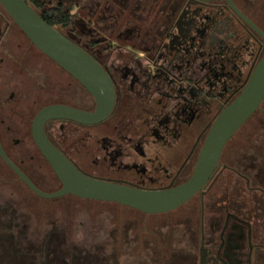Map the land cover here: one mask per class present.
<instances>
[{
	"label": "flooded vegetation",
	"instance_id": "obj_1",
	"mask_svg": "<svg viewBox=\"0 0 264 264\" xmlns=\"http://www.w3.org/2000/svg\"><path fill=\"white\" fill-rule=\"evenodd\" d=\"M41 1L47 7L63 3L71 9L75 31L66 30L65 35L102 65L116 94L113 111L101 122L48 121L45 130L49 139L78 169L96 178L147 190L187 182L196 170L213 124L243 92L264 57V0ZM13 24L0 4V48ZM73 80L81 89L63 86L57 90L63 99L47 97L48 101L39 102L42 105L38 111L50 104L94 111V97ZM41 92L52 94V89ZM263 105L264 100L227 142L208 183L189 201L156 214L128 207L146 217L168 218L154 223L155 234L143 222L138 239L154 235L158 249L150 248L136 264H264V159L259 158L262 148L252 142L254 127L246 128L259 112L264 118ZM38 111L29 121L33 142L32 124ZM242 130L246 136L232 144ZM3 139L0 130L7 155L41 190L56 191L41 188L10 156ZM247 141L246 148H241L240 144ZM9 169L16 183L33 192ZM13 185L2 182L1 189ZM68 196L84 199L71 194L54 199ZM8 215L0 213V248L6 258L16 250L20 253L23 242L11 228L16 216ZM163 229H170L171 235L165 236L168 244L163 243ZM178 232L184 233L179 241L187 249L181 254L173 245ZM150 241L152 238L145 241L146 248L153 245ZM163 247L169 253L163 254ZM47 248L55 250L50 243L43 248L50 254ZM70 255L80 257L72 252ZM37 256L33 253L29 257ZM3 260L0 257V264ZM69 260L63 261L84 263L79 258ZM17 263L12 258L10 264Z\"/></svg>",
	"mask_w": 264,
	"mask_h": 264
},
{
	"label": "rangeland",
	"instance_id": "obj_2",
	"mask_svg": "<svg viewBox=\"0 0 264 264\" xmlns=\"http://www.w3.org/2000/svg\"><path fill=\"white\" fill-rule=\"evenodd\" d=\"M65 33L68 34L66 30ZM4 41L6 43L0 48V130L4 134V143L10 156L23 166L41 188L46 191L57 190L60 182L34 144L29 121L41 107L42 103L39 102L47 97L51 100L63 99L61 94H57V90L63 86L70 85L74 89H79L80 86L34 46L17 25L13 24L12 31H9ZM50 89L52 94L41 92ZM80 91L86 94L85 90ZM261 116L259 112L246 128L254 127L255 134L251 139L254 146L262 148L259 158L264 159V118ZM243 130L232 140V144L240 143V139L246 136ZM248 143L240 144L241 148H246ZM249 145L253 146L251 143ZM229 151L226 150L225 153ZM2 182L14 185L1 189ZM16 182L14 174L0 158V213L16 216L11 228L18 236L23 237L22 245L19 246L22 249L20 253L16 250L12 253L13 256L6 258V252L0 248V257L4 258V264H10L12 258L18 260L17 264H65L63 260L71 258L84 260L85 264H136L147 256L150 248L155 246L158 249L154 244L155 236L146 235L143 240H139L140 231L143 222H146V227L155 234L157 227L154 223L168 218L156 215L146 217L113 202L69 196L43 199L21 182ZM21 195L25 196L22 200L19 197ZM11 198L17 200L11 202ZM162 233L163 243L168 244L165 236L171 235L170 229H163ZM176 235L178 239H173V245L177 247L179 254L185 253L186 245L179 241L184 233L178 232ZM150 238L153 245L146 248L145 241ZM47 243L55 248L53 251L47 248L51 251L50 254L43 250ZM165 249L162 248L163 254L169 253ZM71 252L80 257L71 256ZM31 253L38 256L30 258ZM25 258L27 259L22 262ZM90 258L98 262L91 263Z\"/></svg>",
	"mask_w": 264,
	"mask_h": 264
},
{
	"label": "water",
	"instance_id": "obj_3",
	"mask_svg": "<svg viewBox=\"0 0 264 264\" xmlns=\"http://www.w3.org/2000/svg\"><path fill=\"white\" fill-rule=\"evenodd\" d=\"M0 4L25 36L76 79L97 104L92 112L66 104H50L40 109L33 120L34 142L61 183V187L54 192L41 190L10 159L0 141V157L42 198L54 199L71 194L89 200L119 203L148 214L174 210L208 183L227 142L264 100L263 57L243 92L213 124L193 176L180 186L147 190L90 176L78 169L49 139L45 126L52 119H71L84 124L106 119L113 111L116 100L111 77L89 52L49 24L27 0H0Z\"/></svg>",
	"mask_w": 264,
	"mask_h": 264
},
{
	"label": "trees",
	"instance_id": "obj_4",
	"mask_svg": "<svg viewBox=\"0 0 264 264\" xmlns=\"http://www.w3.org/2000/svg\"><path fill=\"white\" fill-rule=\"evenodd\" d=\"M40 13V15L52 26L63 34L65 30L75 31V15L71 9L63 3H58L55 7H47L41 0H27Z\"/></svg>",
	"mask_w": 264,
	"mask_h": 264
}]
</instances>
